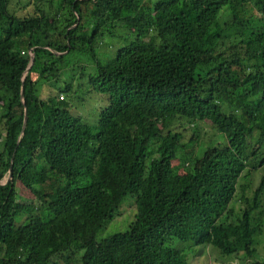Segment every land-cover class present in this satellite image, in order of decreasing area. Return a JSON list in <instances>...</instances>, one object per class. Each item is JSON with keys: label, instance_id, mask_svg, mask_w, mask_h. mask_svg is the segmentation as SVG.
I'll use <instances>...</instances> for the list:
<instances>
[{"label": "trees", "instance_id": "trees-1", "mask_svg": "<svg viewBox=\"0 0 264 264\" xmlns=\"http://www.w3.org/2000/svg\"><path fill=\"white\" fill-rule=\"evenodd\" d=\"M175 240L264 264V0H0V264H189Z\"/></svg>", "mask_w": 264, "mask_h": 264}, {"label": "rangeland", "instance_id": "rangeland-1", "mask_svg": "<svg viewBox=\"0 0 264 264\" xmlns=\"http://www.w3.org/2000/svg\"><path fill=\"white\" fill-rule=\"evenodd\" d=\"M100 47V54L103 56L113 54L114 48L113 45L109 44L108 46H104L102 44ZM98 96L100 94L96 93ZM97 96H88L87 101L84 105L81 106L82 114L87 117V121L92 122L95 121L97 117V105H100V102L97 101ZM94 115V116H93ZM203 130L206 131L209 135H211L213 141L217 140V136L214 135L215 130L211 129L208 126H205ZM206 146V142H203V147ZM119 213L116 214L110 221H108L104 228L99 230L97 235L104 236L110 234L116 230H122L127 227L130 219H132L134 205L132 203V198L127 196L123 201L122 205L118 209ZM174 246L179 248L188 259L189 264H234L242 258V256H234L231 255H223L221 256V252L212 244H192L189 241H173ZM224 256L230 258H224Z\"/></svg>", "mask_w": 264, "mask_h": 264}, {"label": "water", "instance_id": "water-1", "mask_svg": "<svg viewBox=\"0 0 264 264\" xmlns=\"http://www.w3.org/2000/svg\"><path fill=\"white\" fill-rule=\"evenodd\" d=\"M33 59H34V55H33V53H31V60H30V62L28 64L27 68L24 70V75L27 72L28 68L32 65ZM21 100L24 101L23 92H21ZM26 120H27V114H26V110L24 109V126L26 124ZM10 167H9V170H8V175H7L6 181L11 177V168Z\"/></svg>", "mask_w": 264, "mask_h": 264}]
</instances>
